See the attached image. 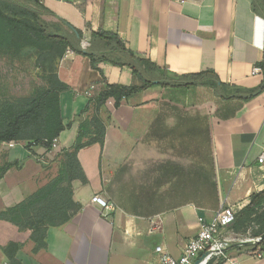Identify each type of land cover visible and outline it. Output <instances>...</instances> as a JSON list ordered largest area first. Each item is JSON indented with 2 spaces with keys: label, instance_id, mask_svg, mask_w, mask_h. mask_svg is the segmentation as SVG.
<instances>
[{
  "label": "crops",
  "instance_id": "1",
  "mask_svg": "<svg viewBox=\"0 0 264 264\" xmlns=\"http://www.w3.org/2000/svg\"><path fill=\"white\" fill-rule=\"evenodd\" d=\"M47 23L64 22L65 34H116L141 58L181 77L211 71L215 87L153 85L118 108L100 110L104 142L78 151L86 183H72L77 212L46 233V248L33 252L30 231L0 221V264H158L157 246L178 258L225 203L236 212L264 191V0H41ZM67 51L57 77L63 125L51 150L0 144V212L13 208L58 176V156L80 134L91 98L105 85L143 87L128 67L100 63ZM257 70V73H254ZM98 195L113 212L91 203ZM10 245H17L18 250ZM264 250V245L262 246ZM260 247L227 251L217 264H264Z\"/></svg>",
  "mask_w": 264,
  "mask_h": 264
},
{
  "label": "trees",
  "instance_id": "2",
  "mask_svg": "<svg viewBox=\"0 0 264 264\" xmlns=\"http://www.w3.org/2000/svg\"><path fill=\"white\" fill-rule=\"evenodd\" d=\"M10 6L12 8H10ZM48 14L41 0H0V50L18 51L36 49L46 54L44 62L52 67L51 84L43 91L28 99L0 101V144H22L31 151L39 146L49 151L60 133L69 128L63 125L59 111L60 93L69 90L57 77L60 59L67 51L82 55L90 60L93 70L99 71L100 63L117 67H128L134 76L144 82L143 87H124L105 85L90 99L85 113L91 115L81 122L80 134L75 145L62 152L59 158L60 172L57 177L25 199L19 205L0 212V221L10 223L19 231H30V240L34 244L33 252L46 248V233L51 228H58L68 223L77 212L73 202L72 183H86V177L77 159L79 150L88 146L102 145L106 127L100 118V110L108 99L114 100L118 108L130 95L153 85L161 87H193L197 85L215 87L216 76L207 71L181 77L170 75L151 61L141 58L129 50L116 34L104 31H91L89 47H81L82 34H65V23H47L42 16ZM264 76V59L257 64ZM264 90V82L255 91L243 97L248 100ZM5 165L0 169V178L10 168ZM264 204V191L254 194L250 204L237 212L232 225L233 233L252 238H259L264 233V213L257 217V210ZM257 217V218H256ZM264 241L256 245L264 255ZM17 251V245H10ZM12 264H19L13 258Z\"/></svg>",
  "mask_w": 264,
  "mask_h": 264
},
{
  "label": "built area",
  "instance_id": "3",
  "mask_svg": "<svg viewBox=\"0 0 264 264\" xmlns=\"http://www.w3.org/2000/svg\"><path fill=\"white\" fill-rule=\"evenodd\" d=\"M87 47L88 44L85 42L83 49ZM254 73H257V70H254ZM257 162L260 165L264 164V150L260 153ZM91 203L108 212L115 210L111 202L98 195L91 198ZM235 215L236 211L233 207L222 204L211 220L206 221L203 218L198 220V233L187 242L178 258L170 256L162 247L157 246L154 252L158 255V264H217L229 260L227 251L232 247L251 245L255 248L260 243L259 238H252L248 233L245 236L233 233ZM253 254L257 259L261 258L259 249Z\"/></svg>",
  "mask_w": 264,
  "mask_h": 264
},
{
  "label": "rangeland",
  "instance_id": "4",
  "mask_svg": "<svg viewBox=\"0 0 264 264\" xmlns=\"http://www.w3.org/2000/svg\"><path fill=\"white\" fill-rule=\"evenodd\" d=\"M45 56L36 49L0 50V101L16 102L32 98L47 89L51 84L53 66L43 61ZM262 213L264 204L261 210H257V217Z\"/></svg>",
  "mask_w": 264,
  "mask_h": 264
},
{
  "label": "water",
  "instance_id": "5",
  "mask_svg": "<svg viewBox=\"0 0 264 264\" xmlns=\"http://www.w3.org/2000/svg\"><path fill=\"white\" fill-rule=\"evenodd\" d=\"M68 28L72 33L76 34V31L74 29H72L71 27ZM261 241H264V233L259 237V242Z\"/></svg>",
  "mask_w": 264,
  "mask_h": 264
}]
</instances>
